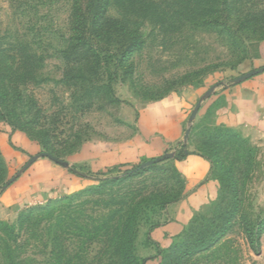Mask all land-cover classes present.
<instances>
[{"label":"rangeland","instance_id":"obj_1","mask_svg":"<svg viewBox=\"0 0 264 264\" xmlns=\"http://www.w3.org/2000/svg\"><path fill=\"white\" fill-rule=\"evenodd\" d=\"M241 1L239 6L244 2ZM158 2H161V9L168 12L170 9L176 11L179 7H186L189 1ZM71 4L72 0H0V79L9 77L7 71L11 69L15 73L11 81L5 80V85L9 87L11 95L15 89L21 93V100L12 98L7 107L0 109V133L19 131L10 126V122L28 123L31 125L28 133L40 147L39 156L45 153L40 141L47 131V137L57 149L59 159L65 162L85 143H120L130 140L135 134L136 110L142 105L188 89H215L231 85L240 74L238 68L248 60L249 45L260 42L246 40L241 32L230 35L222 28L182 21L177 15L172 16L170 21L175 27L170 28L160 26L152 17L144 18L129 13L130 20L138 23L144 41L143 48L131 60L133 69L115 71L109 62L107 73L112 75L110 91L108 88L98 90L93 93L88 106L80 102L79 108H76L72 96L74 89L64 81L65 65L60 57V51L65 48L70 37ZM250 5L255 9H264V0H251ZM126 8L125 0H111L108 15L114 19L122 18ZM82 83L86 89L89 87ZM85 105L90 108L83 110ZM222 106L216 100L203 115L190 122L188 130L192 136L189 149L194 150L218 131L230 130L218 123L217 116L222 113ZM248 144L251 155L246 161L250 166L246 169H243L240 156L234 159V146H224L220 150V157L225 164L235 160L236 166L245 173L236 174L237 200L233 190L224 186L218 199L195 215L191 227L206 226L214 234L222 229L227 232L220 236L219 243L211 251L193 258L190 264H264V233L260 239L259 254L250 250L244 234L247 222L256 223L264 217V152ZM0 156L1 193L30 163L28 159L22 165L14 166L1 150ZM134 166H113L87 173L96 180V184L81 192L57 198L56 201L64 206L70 205V208L76 207L79 211L78 223L87 227L92 221L100 224L111 212L123 211L132 203L130 201L139 199L136 198L139 193L148 196L169 192L173 196L178 192L177 178L172 173L170 160L138 177L127 178V173ZM80 171L81 168L77 169V172ZM218 172L214 168L213 176L216 174L220 178ZM157 203H145L142 208L145 220L137 226L135 255L147 262L153 254L157 259L156 264H163L165 257L170 255L169 251L154 246L149 240V233L163 222V211L173 203L164 209H160ZM47 204L29 206L13 219L0 220L4 223L0 225V264H7L11 260L15 264L47 262L53 245L55 220H46L35 212ZM67 208L62 209L64 215L77 217L72 215L73 209ZM30 209L34 212L35 221L18 223L19 215L28 213ZM56 212L54 217L58 214ZM231 215H234L233 220L224 226L225 219ZM69 235H63L68 250L74 249L73 245L81 246L80 238L74 237L71 232ZM4 245L9 247L6 253ZM106 251L104 243H95L84 251V258L90 264L99 259L104 264L110 256Z\"/></svg>","mask_w":264,"mask_h":264},{"label":"trees","instance_id":"obj_2","mask_svg":"<svg viewBox=\"0 0 264 264\" xmlns=\"http://www.w3.org/2000/svg\"><path fill=\"white\" fill-rule=\"evenodd\" d=\"M188 1L186 7H179L176 11L170 9L166 12L161 9V2L157 3V0H125L127 8L122 14V18L114 19L108 15L111 0H72L68 27L70 37L67 39L65 48L60 51V57L65 65L64 81L74 89L72 96L75 99L76 108H79L81 103L86 105L91 103L93 93H97L98 90L108 88V91H110L112 75L107 73L109 62L113 64L115 71L127 72L126 70L133 69L131 60L134 54L143 48L144 41L138 23L130 20L129 13L144 18L152 17L158 21L160 26L165 25V27L170 28L175 27L170 20L173 15H177L182 18V21L186 20L210 28H222L224 32L230 35L241 32L245 35L246 40L264 41V9L252 8L250 5L251 0H242L244 2L241 1V6L238 5L240 0ZM14 73L9 69L7 71L9 77L0 79V109L7 107L12 98H16L17 101L21 100V93L18 89H15L13 95H11L9 87L5 85V80L11 81ZM81 81L89 87L87 89L83 87V83L80 84ZM86 105L82 107L83 110L90 108ZM16 122H19V120ZM8 124L19 130V132L28 134L27 137L30 136L29 139L34 141L28 133L31 127L28 123L16 124L10 122ZM191 136L192 132L187 138V143L179 146L174 156L175 160H182L191 154L188 146ZM41 138L40 143L44 152L60 160L57 149L47 137V131L43 133ZM77 144L79 145L80 141ZM228 145L234 146V159L240 156L239 160L243 163V169L250 166L246 163L251 155L248 141L228 129L218 131L207 137L194 148L193 153H197L210 161L212 165L211 175L218 182L219 195L221 189L227 186L233 190V196L237 200L236 174H242L245 171L236 166L235 160L225 164L224 160L221 159L220 150ZM160 163L144 168L136 165L127 173V178L138 177ZM0 164L2 165V161H0ZM214 168L218 169L220 178L216 174L215 177L213 176ZM172 169L178 184L176 195L171 196L169 192H165L143 196L139 193L136 196V198H139L137 201H130L133 204L132 206L130 204L123 211L111 212L100 224L92 221L91 225L82 226L78 223L79 211H77V208H70V205L64 206L56 200L49 201L46 207L35 211L38 212L39 216H44L46 220H55L52 250L45 264H90L84 258V251L92 248L95 243H104L106 252L110 253L109 258L105 260L106 264H145L144 259H140L135 255L134 243L137 226L145 220V212L142 208L145 203L158 202L160 209H164L170 203L178 201L182 196L183 181L174 166ZM76 171L75 167L70 169L72 174L79 176ZM65 207L70 210L73 209L71 213L77 215V217L74 218L71 214L64 215L62 209H65ZM32 209L24 215H19L18 223L35 221L34 212H31ZM55 212L58 213L56 217L53 215ZM233 218L234 215H231L228 219H225L224 226H228ZM191 222L178 240L170 248L164 250L169 251L170 255L165 257L163 264H190L193 258L211 251L219 243L220 236L227 232L222 229L214 234L206 226L191 227ZM0 225H4V223L0 222ZM70 232L74 237L80 238L79 244L81 246L73 245L74 249L68 250V247L64 244L63 235L68 236ZM263 233L264 217L256 223L247 222L246 227H244L245 239L250 250L255 254L260 252V239ZM73 236L71 237L73 238ZM4 246V252L6 253L9 251V247ZM9 254L6 255V260ZM102 263L103 261L100 259L94 262V264ZM7 264L15 263L11 260Z\"/></svg>","mask_w":264,"mask_h":264},{"label":"crops","instance_id":"obj_3","mask_svg":"<svg viewBox=\"0 0 264 264\" xmlns=\"http://www.w3.org/2000/svg\"><path fill=\"white\" fill-rule=\"evenodd\" d=\"M248 60L239 68L240 74L225 88H199L172 94L142 105L136 110L135 134L125 142H91L61 166L40 157V147L19 131L0 133V150L9 161L22 165V172L0 193V220L13 219L32 205H43L96 184L87 173L107 167L132 166L166 155L178 172L184 188L180 200L163 211L164 220L149 233V240L167 250L184 233L192 218L219 195L218 182L212 177L209 160L193 150L182 160L174 156L185 143L186 129L191 121L203 115L216 100L222 113L218 123L227 126L252 146L264 152V41L248 47ZM199 110L193 120L196 105ZM32 159L33 162H30ZM75 167L79 176L72 174ZM84 172V174H83ZM146 264H156L153 254Z\"/></svg>","mask_w":264,"mask_h":264},{"label":"water","instance_id":"obj_4","mask_svg":"<svg viewBox=\"0 0 264 264\" xmlns=\"http://www.w3.org/2000/svg\"><path fill=\"white\" fill-rule=\"evenodd\" d=\"M199 107H200V104L196 105L194 111H193L192 114H191V118H190L191 120H193V119L195 118V116H196V114H197V112H198V110H199ZM188 134H189V130L186 132V137H185V139H187ZM40 157L47 158V159H49L50 161H52V162H54V163H56V164H58V165H61V166H64V165H65V163H64L62 160H58V159L52 157L51 155H49V154H47V153H42V154H40ZM170 158H171L170 155H166V156H164V157H160V158H158V159H154V160L148 161V162L142 164L141 167H142V168H144V167H148V166H150V165H152V164L160 163V162H162V161H164V160H167V159H170ZM33 160H34V159H32L30 162H33ZM10 182H11V181H10Z\"/></svg>","mask_w":264,"mask_h":264}]
</instances>
